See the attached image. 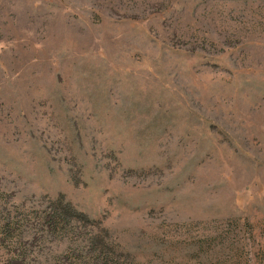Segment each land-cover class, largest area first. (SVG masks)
I'll list each match as a JSON object with an SVG mask.
<instances>
[{"label": "rangeland", "instance_id": "374dc122", "mask_svg": "<svg viewBox=\"0 0 264 264\" xmlns=\"http://www.w3.org/2000/svg\"><path fill=\"white\" fill-rule=\"evenodd\" d=\"M0 264H264V0H0Z\"/></svg>", "mask_w": 264, "mask_h": 264}, {"label": "trees", "instance_id": "16d2710c", "mask_svg": "<svg viewBox=\"0 0 264 264\" xmlns=\"http://www.w3.org/2000/svg\"><path fill=\"white\" fill-rule=\"evenodd\" d=\"M102 247V246H101Z\"/></svg>", "mask_w": 264, "mask_h": 264}]
</instances>
